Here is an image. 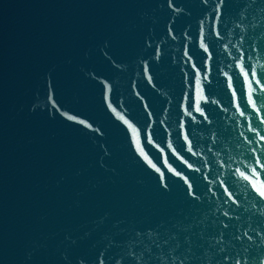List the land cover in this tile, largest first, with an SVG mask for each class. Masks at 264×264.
Wrapping results in <instances>:
<instances>
[{"label": "water", "instance_id": "95a60500", "mask_svg": "<svg viewBox=\"0 0 264 264\" xmlns=\"http://www.w3.org/2000/svg\"><path fill=\"white\" fill-rule=\"evenodd\" d=\"M173 2L0 0V264H112L225 210L264 229V92L242 75L264 80V0Z\"/></svg>", "mask_w": 264, "mask_h": 264}, {"label": "snow or ice", "instance_id": "6c2138e0", "mask_svg": "<svg viewBox=\"0 0 264 264\" xmlns=\"http://www.w3.org/2000/svg\"><path fill=\"white\" fill-rule=\"evenodd\" d=\"M202 2L207 3V0H202ZM225 2L226 0H218L215 8L217 15L223 14L222 9ZM166 3L173 12L178 11L173 0H166ZM216 31L217 38H219V32ZM169 34L171 35L170 29ZM155 54L157 57L159 56V48H156ZM237 67H241V65L237 64ZM242 75L245 76V79L251 75L253 80H258L261 84L260 91L264 92V80H260L259 74L242 72ZM189 83L191 82L189 81ZM187 95L191 101V94ZM255 102L253 99H249L250 104ZM188 107L196 108L201 116L205 115L203 110L191 102ZM182 134L186 135V133ZM186 142L190 143V141ZM260 165H264V159L257 161V166ZM162 187L166 188L167 185H162ZM209 190L211 191V189ZM253 191H257L255 187H253ZM186 195L192 201L198 199L192 190L187 191ZM257 195L260 200L264 201V191H257ZM229 200L232 204L237 203L231 195H229ZM206 220L207 217L204 220L193 217L191 222L172 224L170 229H165L163 232L160 229H149L143 233L137 232L136 237L142 238L140 242L143 247L135 252L133 248L122 250L121 254L112 261V264H122V262L126 264L128 261H131L132 264H148L149 260L159 261V264H189L192 260H203V264H264V229L244 228L241 230L237 227L234 231L229 232L233 216L227 210L221 212L219 216H214L211 223ZM165 248L167 249L166 253L163 251ZM153 249L155 252L152 251ZM146 254L147 259H145ZM100 264H104V261L101 260Z\"/></svg>", "mask_w": 264, "mask_h": 264}]
</instances>
